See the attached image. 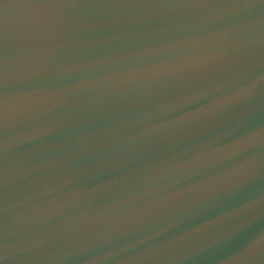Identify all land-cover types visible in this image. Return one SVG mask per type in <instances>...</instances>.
<instances>
[{"label":"water","instance_id":"obj_1","mask_svg":"<svg viewBox=\"0 0 264 264\" xmlns=\"http://www.w3.org/2000/svg\"><path fill=\"white\" fill-rule=\"evenodd\" d=\"M0 264H264V0H0Z\"/></svg>","mask_w":264,"mask_h":264}]
</instances>
